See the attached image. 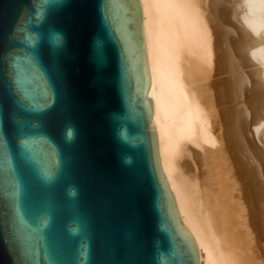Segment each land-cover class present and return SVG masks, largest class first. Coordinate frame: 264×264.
Listing matches in <instances>:
<instances>
[{
	"label": "water",
	"instance_id": "obj_1",
	"mask_svg": "<svg viewBox=\"0 0 264 264\" xmlns=\"http://www.w3.org/2000/svg\"><path fill=\"white\" fill-rule=\"evenodd\" d=\"M131 2L0 0V264H199Z\"/></svg>",
	"mask_w": 264,
	"mask_h": 264
},
{
	"label": "bare ground",
	"instance_id": "obj_2",
	"mask_svg": "<svg viewBox=\"0 0 264 264\" xmlns=\"http://www.w3.org/2000/svg\"><path fill=\"white\" fill-rule=\"evenodd\" d=\"M161 173L199 264H264V0H131Z\"/></svg>",
	"mask_w": 264,
	"mask_h": 264
}]
</instances>
